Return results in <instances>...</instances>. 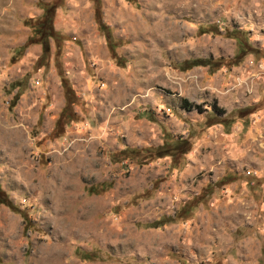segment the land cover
Wrapping results in <instances>:
<instances>
[{
	"label": "rangeland",
	"instance_id": "1",
	"mask_svg": "<svg viewBox=\"0 0 264 264\" xmlns=\"http://www.w3.org/2000/svg\"><path fill=\"white\" fill-rule=\"evenodd\" d=\"M0 190V264H264V0H0Z\"/></svg>",
	"mask_w": 264,
	"mask_h": 264
},
{
	"label": "trees",
	"instance_id": "2",
	"mask_svg": "<svg viewBox=\"0 0 264 264\" xmlns=\"http://www.w3.org/2000/svg\"><path fill=\"white\" fill-rule=\"evenodd\" d=\"M99 0H96V2ZM51 19H52V8L50 6H46L43 10L42 13V20H40L38 22V26L36 28V31L39 32L42 28H44V26H48L51 24ZM99 29H101L103 31V33L105 34V41H106V45L108 47V49L110 50V52L114 53V49H115V42L113 41V37L111 35V33L109 32V29L103 25L101 22L98 25ZM48 35H52V33H49ZM234 37H237L235 34H232ZM43 48H46V44L43 41ZM211 64L209 62V59H201V58H197V59H187L182 61L181 66L183 68H190L192 66H196V65H204V64ZM180 105L181 107L185 108V109H197L199 110V106L197 104L194 103H189L187 102L185 99H181L180 100ZM216 112V111H215ZM217 113V112H216ZM220 123L227 128L228 127V121L226 118H222L220 120ZM184 143H186V141L184 139H180L177 140L176 142H174L173 144L167 143V142H163L160 146L153 148V149H146L143 150L145 152H147V154H144V157L146 159H149L151 157H159L161 155L164 154H168L170 155L171 158H173V156L175 155L177 149L183 145ZM130 151L132 153H138V151L136 150H127V152ZM95 192V191H93ZM0 203H4L5 205L11 207L10 202L7 200V198L5 197V195L2 193V191L0 190ZM84 258H88L89 256L86 254H82Z\"/></svg>",
	"mask_w": 264,
	"mask_h": 264
}]
</instances>
